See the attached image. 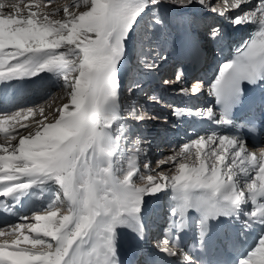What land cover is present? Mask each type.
<instances>
[{"label":"snow or ice","instance_id":"1","mask_svg":"<svg viewBox=\"0 0 264 264\" xmlns=\"http://www.w3.org/2000/svg\"><path fill=\"white\" fill-rule=\"evenodd\" d=\"M52 2L0 0V208L14 209L33 188L50 194L41 214L0 225V264H264V147L253 151L248 139L264 137V0H74L62 11L49 10ZM169 5L182 15L198 7L221 18L209 26L207 43L223 44L228 27H256L207 87L199 79L183 86L184 70L163 81L181 85L183 95L206 92L212 106L173 108L178 119L208 127L171 146L173 154L158 161L171 167L154 172L151 141L137 133L158 117L135 104L126 115L121 109L142 87L137 72L154 73L168 59L159 48ZM134 53L139 68H126ZM201 53L194 42L193 58ZM42 73L67 97L52 120L43 105L9 98L10 87L43 88L49 77ZM30 117L34 132L22 123ZM129 143L135 147L125 167ZM169 192V225L146 247V198ZM193 219L195 239L185 245Z\"/></svg>","mask_w":264,"mask_h":264},{"label":"bare ground","instance_id":"2","mask_svg":"<svg viewBox=\"0 0 264 264\" xmlns=\"http://www.w3.org/2000/svg\"><path fill=\"white\" fill-rule=\"evenodd\" d=\"M63 2H68L69 4H73L74 0H53V2L48 5V9L52 10L55 8H61L60 3H63ZM212 2L215 3V2H217V0H212ZM255 2H256V0H253V3H255ZM171 9H175L178 12H180V10L177 9V7L175 5H169V6H167L166 10L164 11L165 14H169L170 16L172 15L173 18L175 19V20L171 19V22H172V25L174 26V28L178 30V33L180 34V36H179V39L173 44L175 48L171 47L169 50L165 49V50L161 51L163 55L168 57V59H167V61L161 62L162 66L156 72L151 73L153 79L158 78V81L150 83L149 86H151L152 84L157 85V83H160L159 82L160 80L164 81V80L174 79L176 72H175V70L174 71L170 70L172 68L171 66H173V65L178 67V69H182V67H184L183 68L184 72H186L188 70H193L197 66L198 62L201 60V58L203 57V55L206 52L205 48H206V44H208L207 42L201 45L203 47H202V53H201L199 58H193L192 54L189 57V54L191 53L192 44L194 42H196V41H194V39L197 40V39H200L201 37L197 38V35L196 36L193 35L196 26H195V28L192 27V29H194V31H192L191 25L186 23V19H188L187 17H190L192 19H197L199 22H196L195 24L199 25V27H201L203 30L204 27H206V25L208 24V21L210 19L214 18L213 15L212 14L204 15L199 10L198 7L193 8L191 10V12L184 13L183 15L177 14L176 11L172 12ZM214 21H217L215 25L218 26L221 22V18L219 19V17H216V18H214ZM255 27L256 26H254V25H247V26H245L244 31H234L231 27H228V30H230V31L227 33L223 44L218 45V46H221V48L217 54L218 55L217 58L219 59V61H217L216 65L214 66L215 69L218 68L222 62H225L231 58V51H230L229 45L232 43L233 38L235 36L240 37L248 31H252L254 33ZM198 31L203 32L201 30H198ZM195 32H197V31H195ZM200 35H203V33H200ZM238 40L239 39L235 40V42ZM227 43H228V46L225 47V44H227ZM216 50H219V49H216ZM214 53H216V51ZM227 55H228V57H227ZM221 56H223V59H221ZM185 65H188V67L185 68ZM209 65H210V62L207 63V66H209ZM170 73H171V76H170ZM200 74H202V73H200ZM161 78H163V79H161ZM207 78H208V82H209L212 79V75L209 74V76H208V74H207ZM35 79H38V78H35ZM195 79L203 80L197 76L195 77ZM149 80H152L150 78V74L148 75V78L144 79V84L147 83ZM12 83L17 84L20 82L13 81ZM185 84H186V80H185V83L183 86H185ZM158 85H159V87L157 88L156 91L154 89L150 90L151 94L148 97V101H149L148 104H145V100L137 101L138 102L137 106H139V107L141 106L140 108L145 109V106H147L146 110H145L147 115L158 117V119H147L146 121H144L143 126H146L149 129L154 128V129H152L153 131H155L156 128L160 126V128L163 129L164 132L169 131L168 133L174 134L175 137H174V139H171L169 137L161 138V136H157L156 134L155 135L150 134V137L147 138L149 136V135H147V137H146L147 140L151 141V145H150L149 152H148V160L149 161L151 160L152 157H154L153 150H154V148H157L158 145H161L163 148H165L166 149L165 152L170 151L173 153V148L171 146L181 145L182 143H184L187 139H189L190 135L193 133V130L203 131L208 127L206 123L199 121L197 118L189 119V118L184 117V118L178 119L176 116L173 115V108L174 107L195 109V108H204V107L212 106V98L208 97L206 92L203 94V96L200 99L197 100V102H195V104H193V101L195 99H197L196 98L197 96L181 94L178 91V89H179V87H181V85H165L163 82L161 84H158ZM3 88H4V85L0 84V96L3 95V92H2ZM143 92H145V91L143 90ZM123 95L126 97L127 93H123ZM44 97H45V94L41 91V88H40V90H36L35 88H31V89L11 88V87L9 88V98L14 99L17 103H19L23 106H34V103H37V101H39V98L42 99ZM146 97H147V95L144 97V99H146ZM152 97H156V99H152ZM134 98H136V97L134 96ZM134 98L131 101H128V100L124 101L122 108H124L126 110V113H127V110H128V107L130 106V104L136 105V99H134ZM134 100H135V102H134ZM65 102H67V97L65 96L64 91H61L60 93H57L54 97H52V99L50 98L49 101H47L45 104H43V106L45 107V112L49 117V120H52V118H53L54 110L56 108L55 106L60 107ZM153 103H155V104H153ZM168 105L171 107L170 109H168ZM36 119H39V117L37 116ZM22 123L30 125L32 132H34L36 130L37 126L35 125L33 118L30 117L27 121H22ZM159 124H161L162 126ZM188 125H189V127L186 128L185 126H188ZM18 130L22 134H27V132H28V129L19 128V126H18ZM245 134H246V131L242 130L240 135H245ZM3 135H4L3 133H0V145H3L5 143V141L3 140ZM18 139H19V137L17 138V141H12L11 143L16 144L18 142ZM248 139H249V146H250L251 150L258 152L260 147H264V138H262L258 143L252 142L251 135H248ZM133 147H135V145ZM127 151H129V152L125 153V156L130 155L131 149H129ZM165 152L163 151V154ZM170 167H171V165L169 166V168ZM141 168L143 169L142 166H141ZM160 170L164 171V169H160ZM144 171H142V172H144ZM154 172H157V170ZM170 196H171V193L169 192L167 197H165L163 199H159V200L156 199L155 197H147L146 199H148L150 201V203L148 205V209L150 208V205L153 204V202H151L152 198L154 200L161 201V202H159V204L169 207L170 203H174L170 200ZM45 201H49V200L39 201L35 205L38 206L39 204H41ZM32 202L33 201L30 200L29 203L31 204ZM156 203L157 202H155V204ZM46 207L43 206L41 209L46 208ZM41 209L38 210L37 214H41ZM35 212H36V210H35ZM157 212L158 211H155L154 213H152L151 216H153V217L149 220L148 219L149 218V216H148L149 210H148L146 217H145V222L147 221V219L149 220L146 223L148 224V228H149V232H150L149 237H150L152 244L157 240L154 238L156 227H157L158 222H159V219H158L159 212H158V214H157ZM27 213H28V211L21 214L19 212H16L14 209H9L7 212H5L2 208H0V225H3L6 222L7 223H14V222H16L18 216H28L29 218H31V216L27 215ZM119 231L127 234L126 229H119ZM3 239H4L3 237H0V241H2Z\"/></svg>","mask_w":264,"mask_h":264},{"label":"rangeland","instance_id":"3","mask_svg":"<svg viewBox=\"0 0 264 264\" xmlns=\"http://www.w3.org/2000/svg\"><path fill=\"white\" fill-rule=\"evenodd\" d=\"M66 4H69L68 2H63V3H60V5H61V11H62V8H63V6L64 5H66ZM171 11L172 12H175L176 11V13L177 14H180V15H182L180 12H178L177 10H175V9H171ZM57 18H59V17H57ZM188 19H186V23H188L189 25H191V29H192V27L193 28H195V26H196V28H195V31L197 30V33L196 32H194L195 33V35H197V36H200V31H198V27H197V25L195 24L196 22H199L197 19H192V18H190V17H187ZM163 19L165 20V24H166V36L161 40V42H160V48H159V50L160 51H163V50H169L170 49V47H172V42L174 41V40H177V39H179L178 37H179V33H178V30L177 29H175L174 28V26L172 25V22H171V19L172 20H175L174 18H173V16L171 15H169V14H165V13H163ZM220 19V18H219ZM216 22L217 21H214V18H212V19H210L209 21H208V24H209V26H211V25H213V24H216ZM192 31H194V29L192 30ZM198 38V37H197ZM145 55L146 56H148V57H150L151 56V53H145ZM209 61V57L207 56V58H205V60L203 61L204 62V64L205 63H207ZM172 68L170 69L171 71L173 70H175V67H174V65L173 66H171ZM208 67V66H207ZM126 68H130V69H138L139 68V64H138V60H137V57H136V55H135V53L133 54V56L131 57V59H130V63L128 64V65H126ZM219 68V67H218ZM218 68H216L215 69V67H214V70H212L211 71V73H208V74H211L212 75V78L214 77V75L216 74V73H218V71H217V69ZM177 69H178V67H177ZM41 75H43V76H48L49 77V79H48V81H46L45 82V86L43 87V88H41V91L45 94V97L44 98H39V101H37V103H34V106H38V105H43V104H45L47 101H49V99L51 98L52 99V97H54L57 93H60L61 91H63L60 87H59V85L58 84H56V82H55V78L54 77H51V75L50 74H48V73H42ZM137 75H139L140 76V79H141V84L143 85L144 84V78H146V77H148V75L146 76V75H144L143 74V70H139L138 72H137ZM170 76H171V73H170ZM161 79H163V78H161ZM127 82H128V80L126 79V81H125V83L127 84ZM160 83H157V84H161L163 81L162 80H160L159 81ZM153 86H157V88L159 87V85H151L150 87H153ZM157 88H155V91L157 90ZM36 90H40V88H35ZM154 88H152V90H153ZM124 93H126V91L124 92ZM144 94V92H141V91H137L136 92V94H135V97H136V100L138 101V100H145V104H148V97L150 96V94L151 93H149V95L146 97V99H144V97L147 95H143ZM52 96V97H51ZM144 96V97H143ZM31 100V99H30ZM136 101V102H137ZM34 102V101H33ZM153 102V101H152ZM153 104H155V103H153ZM56 108L58 107V106H55ZM138 108H140L139 106H137ZM55 108V109H56ZM171 107L168 105V109H170ZM143 109V108H142ZM121 112H122V114H125L126 115V110L124 109V108H122L121 109ZM127 123H132V122H129V121H126ZM160 122V121H159ZM159 125H161V124H159ZM162 126V125H161ZM152 129H154V128H151V129H149L148 127H146V126H143L142 128H141V130H142V132L143 133H141L142 135H141V139H142V141H143V139H147V138H149L150 137V134L151 135H157V136H161V138H167V137H169V138H171V139H174V137H175V135L174 134H170V133H168L169 131H167V132H164L163 131V129H161L160 128V126L159 127H157L156 128V130L155 131H153ZM147 135H149L148 137H147ZM147 137V138H146ZM134 145H128V149H131V151L134 149V147H133ZM162 146L161 145H158V147L157 148H154V150H153V153H154V157H152L151 158V160H150V166H151V168L153 169V171H156L157 170V172L158 171H161L160 169H164V171H167L168 169H169V166H170V164H168V165H164V164H158V161H160L161 159H163V158H165V157H167V156H169V155H172L173 153L172 152H170V151H166L165 152V148H161ZM130 151V155H127V156H125V158L121 161V163L122 164H124V166L126 167L127 166V159L126 158H128L129 156H131L132 154H133V151L131 152ZM157 151V152H156ZM163 151L165 152L164 154H163ZM129 152V151H128ZM162 167V168H161ZM142 171H144V169H142L141 168V172ZM138 176H139V173L137 174V176L136 177H134V179H137V181H138ZM48 202L49 201H45V202H43V203H41V204H39L38 206L37 205H32V207H33V209L32 210H30V211H28V213H27V215H29V216H32V215H34V214H37L38 213V210H40L43 206H47V204H48ZM151 202H153V204H151L150 205V208L148 209L149 210V220L153 217V216H151V214L152 213H154L155 211H158L159 213H160V215H161V213H164L165 212V206H160V204H159V202H161V201H158V200H154L153 198L151 199ZM155 202H157L156 204H155ZM35 210H36V212H35ZM158 212H157V214H158ZM147 219V221H149ZM146 221V222H147Z\"/></svg>","mask_w":264,"mask_h":264}]
</instances>
